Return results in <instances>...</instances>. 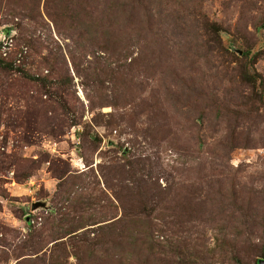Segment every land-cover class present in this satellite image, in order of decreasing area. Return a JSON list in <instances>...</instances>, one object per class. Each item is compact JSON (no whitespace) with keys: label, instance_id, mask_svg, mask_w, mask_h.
<instances>
[{"label":"rangeland","instance_id":"rangeland-1","mask_svg":"<svg viewBox=\"0 0 264 264\" xmlns=\"http://www.w3.org/2000/svg\"><path fill=\"white\" fill-rule=\"evenodd\" d=\"M59 3L0 0V60L19 53L0 66V264L264 260V108L239 71L250 51L264 78V0H90L105 29L134 14L112 60L75 52Z\"/></svg>","mask_w":264,"mask_h":264},{"label":"trees","instance_id":"trees-1","mask_svg":"<svg viewBox=\"0 0 264 264\" xmlns=\"http://www.w3.org/2000/svg\"><path fill=\"white\" fill-rule=\"evenodd\" d=\"M59 1L61 3H59L60 10L57 16L55 14L54 16H52V14L50 13L49 15L52 18L55 26H57L58 28L67 26L66 24L72 22V24L70 25L71 27L70 26L68 27L73 29L77 36L76 38H74L77 44V48L75 52L83 53L84 50L87 51V48L89 46L95 47L97 44L100 43L102 45L101 48H103L104 46L105 47L108 46L110 48L109 49L108 47H106L107 49L105 48L104 50L108 54L112 52V54L109 55L112 60V58L115 57L114 55L115 52L114 50L112 51V49H114L115 45L118 44L119 42L118 37H120L122 41L125 43V41L130 38L133 32L131 23L133 22L134 14H132L131 11L127 9L126 7H123L122 9L117 8L119 10V12L117 13H120V22L123 25H120V26L117 25V27L108 26V29H105L104 25H102L103 23L99 22V20L97 19L92 18L91 14L89 13L88 3L90 2V0H86L85 3H80L78 5L79 6L78 10H77L78 6L75 7L73 4V0H70V1L69 0H59ZM47 11L48 12L51 11L49 7H47ZM83 13H84V17L80 16ZM179 14H182V13L179 12ZM262 27H264V25ZM94 31H96L97 34L99 35V41L97 40V37L95 39L93 38ZM6 33L9 35L10 31L8 30ZM113 43H115V45H113ZM18 52H21V51H18ZM18 54L19 53H16L15 55H13L11 59L0 60V66H5V68H14V64L17 61ZM251 55L252 54L250 51L244 52V58L242 59V61H240V64H239V71L241 74V78L243 80L242 82L243 85H245L246 87H248V89L251 90L250 96H255L256 94H258V100H255L254 103L256 107L255 111L257 112V114H260L261 109L259 107L264 108V78H262L258 74H254L251 71L253 67L252 66L253 61H254V57H252ZM75 57L76 56H74L75 65L78 69V63ZM71 80L72 79L67 77L64 83L69 84ZM260 91L261 93H259ZM215 93H216V90L213 92L212 96ZM193 95L195 97L194 93ZM199 97L204 98V96H201V94H199ZM210 98L212 99L211 96ZM214 102H217V105H219L217 100H214ZM237 146L239 147V149H248L249 147H251V144H246V145L238 144ZM234 149L235 148H232V150ZM28 178H30V176L25 179H28ZM142 245H146L148 246V248L151 247L150 241L142 242ZM263 250H264V246H263ZM263 257H264V253H263ZM140 260L143 261V259H140ZM260 261L262 260H258L256 264H259Z\"/></svg>","mask_w":264,"mask_h":264},{"label":"water","instance_id":"water-1","mask_svg":"<svg viewBox=\"0 0 264 264\" xmlns=\"http://www.w3.org/2000/svg\"><path fill=\"white\" fill-rule=\"evenodd\" d=\"M43 207H45L44 205H42ZM41 206H34V210H37L38 208H40ZM259 264H264V260H262V261H260V263Z\"/></svg>","mask_w":264,"mask_h":264},{"label":"built area","instance_id":"built-area-1","mask_svg":"<svg viewBox=\"0 0 264 264\" xmlns=\"http://www.w3.org/2000/svg\"><path fill=\"white\" fill-rule=\"evenodd\" d=\"M9 36V35H8ZM7 36V34H6V37H8ZM2 45H1V43H0V50L3 52V50H2V47H1ZM4 55H8V53L7 52H5V53H3Z\"/></svg>","mask_w":264,"mask_h":264}]
</instances>
